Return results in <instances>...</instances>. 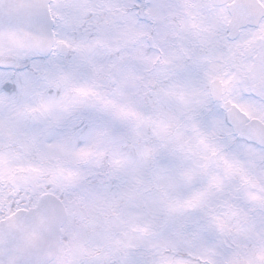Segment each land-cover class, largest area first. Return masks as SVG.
<instances>
[{"label": "snow or ice", "instance_id": "obj_1", "mask_svg": "<svg viewBox=\"0 0 264 264\" xmlns=\"http://www.w3.org/2000/svg\"><path fill=\"white\" fill-rule=\"evenodd\" d=\"M0 264H264V0H0Z\"/></svg>", "mask_w": 264, "mask_h": 264}]
</instances>
